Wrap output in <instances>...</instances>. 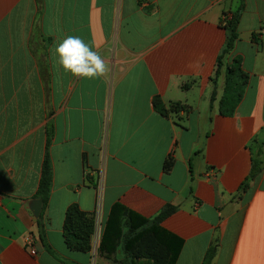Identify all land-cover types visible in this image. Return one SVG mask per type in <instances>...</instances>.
Here are the masks:
<instances>
[{
	"label": "crops",
	"instance_id": "crops-1",
	"mask_svg": "<svg viewBox=\"0 0 264 264\" xmlns=\"http://www.w3.org/2000/svg\"><path fill=\"white\" fill-rule=\"evenodd\" d=\"M241 3L228 62L248 85L224 117V76L212 105L211 79L220 21ZM69 35L109 62L105 77L63 70L54 46ZM52 125L43 242L29 206ZM117 204L146 219L175 208L161 224L175 264H204L212 246L211 264H264V0H0V264H89ZM75 205L94 220L90 252L66 244Z\"/></svg>",
	"mask_w": 264,
	"mask_h": 264
},
{
	"label": "trees",
	"instance_id": "trees-1",
	"mask_svg": "<svg viewBox=\"0 0 264 264\" xmlns=\"http://www.w3.org/2000/svg\"><path fill=\"white\" fill-rule=\"evenodd\" d=\"M41 2L42 0H38ZM244 10V4L241 3L235 13H225L220 21L221 27L226 31L227 39L225 46L218 57L217 68L214 77L211 79L215 88L211 97V105L216 101V84L221 76H224V95L219 103V114L229 117L235 113L236 108L242 101L247 85L248 75L242 68V61L235 57L231 63L228 62L230 55L235 50L236 43L240 39L239 25ZM156 109L163 115H167L165 107L160 100L155 103ZM176 107L181 108L180 105ZM54 136V126L52 125L48 132V141L46 146V156L43 164L39 189L36 198L42 200L44 208L49 203L53 186L54 171L51 162L49 148ZM172 166V162L166 163V170ZM261 170V161L259 155L254 159L253 168L249 180H252ZM175 208L167 207L158 216L152 219L139 217L135 214L126 212L122 206L114 205L110 216L105 224L99 252L102 255L111 257L121 253L123 264H137L133 257L134 251L142 248L143 242L150 238L154 239L155 244L162 252V257L157 258L150 255L147 260H152L154 264H175L176 254L172 252L167 241L166 234L161 232V224L169 217ZM38 224L41 232V240L44 242V222L43 215L38 218ZM66 244L72 250L81 252H90L92 249V238L94 235V220L80 211L78 206H72L66 214L64 225ZM217 253V248L212 246L206 257L204 264H211Z\"/></svg>",
	"mask_w": 264,
	"mask_h": 264
},
{
	"label": "clouds",
	"instance_id": "clouds-1",
	"mask_svg": "<svg viewBox=\"0 0 264 264\" xmlns=\"http://www.w3.org/2000/svg\"><path fill=\"white\" fill-rule=\"evenodd\" d=\"M59 65L74 77L99 79L109 72V62L81 37L69 35L54 46Z\"/></svg>",
	"mask_w": 264,
	"mask_h": 264
},
{
	"label": "rangeland",
	"instance_id": "rangeland-1",
	"mask_svg": "<svg viewBox=\"0 0 264 264\" xmlns=\"http://www.w3.org/2000/svg\"><path fill=\"white\" fill-rule=\"evenodd\" d=\"M101 237H99V239H97V237H94V243H93L94 257H93V261H89V264H123V261H122L123 258L117 255L107 257L105 255H102L101 253H98ZM152 254L155 255V257L157 258L162 257V252L161 250H159L158 246L155 244L154 239L148 238L143 242L142 248L140 247L134 251L133 257L138 260H142V259L147 260L146 257ZM148 262L150 264H154L152 260H148Z\"/></svg>",
	"mask_w": 264,
	"mask_h": 264
},
{
	"label": "water",
	"instance_id": "water-1",
	"mask_svg": "<svg viewBox=\"0 0 264 264\" xmlns=\"http://www.w3.org/2000/svg\"><path fill=\"white\" fill-rule=\"evenodd\" d=\"M30 210L32 211L35 218H39L41 216V210H42V201L41 200H33L30 203Z\"/></svg>",
	"mask_w": 264,
	"mask_h": 264
},
{
	"label": "built area",
	"instance_id": "built-area-1",
	"mask_svg": "<svg viewBox=\"0 0 264 264\" xmlns=\"http://www.w3.org/2000/svg\"><path fill=\"white\" fill-rule=\"evenodd\" d=\"M210 173H211V174H209V175H214V174H215V171H210ZM95 237H97V239H99V237H101V233H100L99 231L96 232ZM27 244H28L29 246H32V245H33V238L29 237V238L27 239Z\"/></svg>",
	"mask_w": 264,
	"mask_h": 264
}]
</instances>
